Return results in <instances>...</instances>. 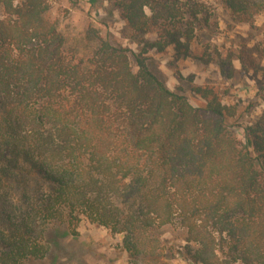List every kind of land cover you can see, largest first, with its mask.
<instances>
[{
	"label": "trees",
	"instance_id": "obj_1",
	"mask_svg": "<svg viewBox=\"0 0 264 264\" xmlns=\"http://www.w3.org/2000/svg\"><path fill=\"white\" fill-rule=\"evenodd\" d=\"M108 2L137 51L89 25L78 55L46 0H0V264L43 259L50 227L81 219L121 235L130 264H172L167 228L187 264H264V103L238 124L215 85L192 83L194 105L150 66L171 50L264 81V51L196 55L206 0ZM221 3L243 24L264 12Z\"/></svg>",
	"mask_w": 264,
	"mask_h": 264
},
{
	"label": "rangeland",
	"instance_id": "obj_2",
	"mask_svg": "<svg viewBox=\"0 0 264 264\" xmlns=\"http://www.w3.org/2000/svg\"><path fill=\"white\" fill-rule=\"evenodd\" d=\"M50 6L49 16L58 20L68 38V47H75L78 55L86 52L84 35L88 26L100 29L102 34L110 33L115 43L137 51L139 37H135L119 18L117 9L108 0H46ZM210 6L209 26L200 29L192 47L196 55L206 53L216 59L215 49L225 51L239 49L242 45L252 53L257 47L264 51V12L253 14L250 24L231 21L221 0H206ZM264 5V4H263ZM0 10V17H1ZM251 13H254L252 10ZM151 69L166 82L171 90L189 97L194 105L202 100L190 92V85H215L222 94L225 104L235 105L239 112L236 123L244 124L260 114L264 103V81L254 80L238 69L232 80L221 76L214 62L203 65L195 59H172V51L163 54L151 53ZM225 54L223 53L222 56ZM206 57V56H205ZM213 61V60H211ZM226 91V93L224 92ZM238 138H242L238 131ZM72 234L64 223L50 227L46 234L48 252L41 260H27L23 264H130L122 248V236L108 229L81 219ZM163 237L173 243L170 262L187 264L181 256V233L174 228L163 229ZM168 247V244H166Z\"/></svg>",
	"mask_w": 264,
	"mask_h": 264
}]
</instances>
